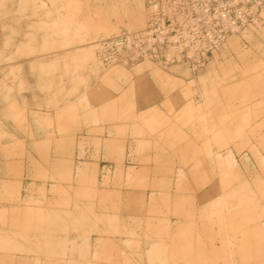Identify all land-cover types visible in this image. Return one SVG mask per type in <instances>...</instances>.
<instances>
[{
	"label": "rangeland",
	"instance_id": "obj_1",
	"mask_svg": "<svg viewBox=\"0 0 264 264\" xmlns=\"http://www.w3.org/2000/svg\"><path fill=\"white\" fill-rule=\"evenodd\" d=\"M145 3L0 0V264H264V22L195 73L101 63ZM147 70L162 109L111 78Z\"/></svg>",
	"mask_w": 264,
	"mask_h": 264
},
{
	"label": "built area",
	"instance_id": "obj_2",
	"mask_svg": "<svg viewBox=\"0 0 264 264\" xmlns=\"http://www.w3.org/2000/svg\"><path fill=\"white\" fill-rule=\"evenodd\" d=\"M142 28L122 30L97 41L105 64L132 67L150 61L206 68L229 37L264 22V0H146Z\"/></svg>",
	"mask_w": 264,
	"mask_h": 264
},
{
	"label": "crops",
	"instance_id": "obj_3",
	"mask_svg": "<svg viewBox=\"0 0 264 264\" xmlns=\"http://www.w3.org/2000/svg\"><path fill=\"white\" fill-rule=\"evenodd\" d=\"M113 83L119 84L120 86H127L130 82L136 83V85L143 84L137 93H139L136 97L140 98L141 100L144 99L145 95L148 99L155 100V103L158 104L159 109L161 107V100L164 98V93L155 85V81H153V72L151 70L147 71H139L138 73L134 74L131 78L126 79L125 77H111ZM145 86V87H144ZM144 88H147L146 93ZM113 97L117 96V91L113 89ZM154 104V103H153ZM118 108H113L112 114H117L119 110ZM118 130L115 126V158L122 157L123 147L125 143L123 140L119 139ZM56 144V143H55Z\"/></svg>",
	"mask_w": 264,
	"mask_h": 264
}]
</instances>
